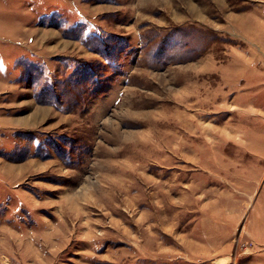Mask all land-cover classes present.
Here are the masks:
<instances>
[{"label":"rangeland","instance_id":"rangeland-1","mask_svg":"<svg viewBox=\"0 0 264 264\" xmlns=\"http://www.w3.org/2000/svg\"><path fill=\"white\" fill-rule=\"evenodd\" d=\"M0 264H264V0H0Z\"/></svg>","mask_w":264,"mask_h":264},{"label":"trees","instance_id":"trees-1","mask_svg":"<svg viewBox=\"0 0 264 264\" xmlns=\"http://www.w3.org/2000/svg\"><path fill=\"white\" fill-rule=\"evenodd\" d=\"M74 36L78 38L79 37L82 38V36L79 35L78 33L74 34ZM102 38L103 37L94 35V36H89V37H85L82 39L87 45H89L91 49H93L94 51L100 52L102 55L108 58L109 56H108V53L106 52L107 46L102 40ZM31 67H32V70L34 68V71H35V74H34L35 76L32 78L36 86L38 85V88L36 89V98L38 99V101L43 102V103L59 105L60 96L56 93L60 91L59 93L61 95L62 91L66 90V89L64 90V88L66 87L64 86V83L63 85L60 84L58 87L54 88L52 82L50 83L49 79L43 76L44 74L42 73V70L40 68L36 69L33 64ZM89 74L91 75V71L89 70L88 66L79 64L75 68L74 73L67 76L65 79L69 80V82H71L74 86H77L81 84L80 83L81 79L83 77H86Z\"/></svg>","mask_w":264,"mask_h":264}]
</instances>
